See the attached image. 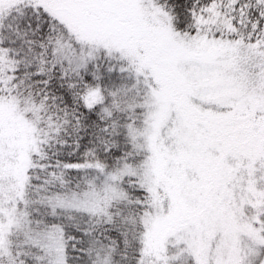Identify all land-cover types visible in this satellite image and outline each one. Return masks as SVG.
<instances>
[{
    "label": "snow or ice",
    "instance_id": "1",
    "mask_svg": "<svg viewBox=\"0 0 264 264\" xmlns=\"http://www.w3.org/2000/svg\"><path fill=\"white\" fill-rule=\"evenodd\" d=\"M0 264H264V0H0Z\"/></svg>",
    "mask_w": 264,
    "mask_h": 264
}]
</instances>
